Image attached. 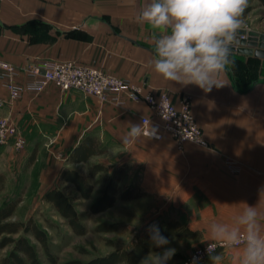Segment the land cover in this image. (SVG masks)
<instances>
[{
	"label": "crops",
	"instance_id": "0c3cea01",
	"mask_svg": "<svg viewBox=\"0 0 264 264\" xmlns=\"http://www.w3.org/2000/svg\"><path fill=\"white\" fill-rule=\"evenodd\" d=\"M144 4L145 0H0V59L19 69L36 60L96 68L129 82L143 95L165 93L176 107L188 96L209 148L186 143L179 149L165 134L161 139L143 135L124 144L129 124H141V116L152 118L153 132H162L144 103H101L53 84L39 94L29 93L23 72L16 77L20 97L0 108V118L11 119L28 142L69 150L64 164H59L58 183L69 167L70 152L83 140L95 139L104 150L102 156H115V162L105 165L108 171L125 166L136 176L141 192L181 212L180 219H170L181 224L183 220L197 239L212 241L210 224L232 225L245 203L256 206L264 229V60L230 53L220 79L223 85L210 92L165 81L149 64L152 30L135 22ZM6 94L0 83V96ZM5 148L0 147V156ZM227 160L237 163V173L227 168ZM232 251L239 255L238 249L228 253Z\"/></svg>",
	"mask_w": 264,
	"mask_h": 264
},
{
	"label": "rangeland",
	"instance_id": "374dc122",
	"mask_svg": "<svg viewBox=\"0 0 264 264\" xmlns=\"http://www.w3.org/2000/svg\"><path fill=\"white\" fill-rule=\"evenodd\" d=\"M243 19V26L250 32L264 35V12L257 1L249 0ZM22 150H16L12 142L6 145L3 156H0V173L5 177L4 191L0 193V206L7 200L19 198V203L13 216L9 219L12 222H26L30 218L48 234L51 255L55 258L56 264H65L70 261L90 262L96 258L104 257L116 250H128L138 240L149 235L147 231L149 225L157 224L163 228L170 218H179L181 212L173 210L168 204L161 202L149 195L140 199L130 201H116L113 207L100 214H90L89 206L97 197L99 187H95L94 193L89 200H76V193L71 187L58 183L59 164L62 162L64 154L68 153L67 148H52L47 142L26 141ZM34 153V160L29 161L30 154ZM14 157H11V156ZM54 155V156H53ZM94 162L108 165L115 162V156H100L92 159L84 165L69 166L75 168L80 173L86 175L88 166ZM134 174L126 176L121 185L137 184ZM55 186L62 189L68 196L73 198V203L77 211L81 214L82 223L86 227V234L75 235L68 227L65 220L59 218L50 206L42 201L45 192ZM75 199V200H74ZM45 219L56 226V229H49L45 224ZM182 225L185 222L182 220ZM117 225L113 233L100 234L95 232L99 225ZM30 242L36 246L37 253L42 264H50L46 255L39 245L28 236ZM170 243L165 247L174 248L176 259H170L167 264H186L187 261L199 249L206 247L214 241H202L197 238L171 237ZM114 243V245H110ZM162 250V248H158ZM13 251V246L0 249V264ZM229 249L219 251L223 253V264H233L232 260L238 256L234 251L230 254ZM151 259L152 255L145 256ZM142 259V260H143ZM141 260V261H142ZM141 261L139 264H141Z\"/></svg>",
	"mask_w": 264,
	"mask_h": 264
},
{
	"label": "clouds",
	"instance_id": "9594fccd",
	"mask_svg": "<svg viewBox=\"0 0 264 264\" xmlns=\"http://www.w3.org/2000/svg\"><path fill=\"white\" fill-rule=\"evenodd\" d=\"M248 5L249 0H145L135 22L153 32L152 70L165 81L196 85L205 92L221 87L220 79L230 63L231 46L243 26ZM129 126L122 138L124 144L145 135L143 122ZM147 231L152 244L163 251L154 253L151 259L146 257L141 264H167L176 250L165 247L170 241L157 224L149 225ZM208 234L222 248L239 250L236 264H264V229L256 206L245 203L232 225L213 222ZM199 260L193 257L191 264H199ZM209 260L211 264H223L224 255L209 254Z\"/></svg>",
	"mask_w": 264,
	"mask_h": 264
},
{
	"label": "trees",
	"instance_id": "16d2710c",
	"mask_svg": "<svg viewBox=\"0 0 264 264\" xmlns=\"http://www.w3.org/2000/svg\"><path fill=\"white\" fill-rule=\"evenodd\" d=\"M264 12V0H255ZM104 150L100 148L99 142L95 139L87 138L74 148L68 158L67 165H84L92 159L100 157ZM34 153L31 154L29 161L34 160ZM83 175L75 168L63 169L59 182L66 187H71L76 193V200L91 199L95 187H99L97 197L89 206L90 214H100L115 204L116 201H130L145 197L137 184L121 185L126 176L127 169L120 166L108 171L107 167L99 162L90 164ZM5 177L0 174V193L4 191ZM74 199V200H75ZM19 198L7 200L0 206V249L7 246H13V251L7 258L1 261V264H42L40 262L36 246L29 241L28 236L39 245L46 259L50 264H56L55 258L51 255L48 234L30 218L26 222H12L9 219L13 216L19 203ZM42 201L54 210L57 216L66 221L69 229L78 236L86 234V227L82 223L81 214L77 211L73 198L68 196L62 189L53 188L44 193ZM45 224L49 229H56V226L45 219ZM117 225L103 224L95 228V232L108 234L115 232ZM160 232L167 238L171 237H189L198 238L196 232L190 231L185 225L173 219L168 220ZM110 245H114L111 243ZM156 248L150 239V235L138 240L128 250H116L104 257L96 258L90 262L70 261L65 264H139V262L148 255L161 252ZM219 251L214 252L217 254ZM174 254L171 259H178ZM199 264H211L209 256L199 261Z\"/></svg>",
	"mask_w": 264,
	"mask_h": 264
},
{
	"label": "built area",
	"instance_id": "2783aa9c",
	"mask_svg": "<svg viewBox=\"0 0 264 264\" xmlns=\"http://www.w3.org/2000/svg\"><path fill=\"white\" fill-rule=\"evenodd\" d=\"M20 72L27 75L25 90L29 93L39 94L48 85L53 84L63 92H80L96 97L101 103L121 105L124 103V99L144 103L157 119L162 131L161 133L150 132L149 125L153 121L152 118L141 116L140 123L143 122L144 125V136L152 135L154 139H161L165 134L175 142L179 149H182L186 143L196 144L202 148L210 146L191 113L190 97H182L176 107L169 101L170 99L165 93L158 97L151 94L143 95L139 88L130 85L125 80L108 75L99 69L81 66L73 62L36 60L26 65L24 69H19L0 59V83L7 93L5 97L0 96V108L9 107L19 99L21 90L16 84V77ZM11 142L16 150L24 148L25 140L14 122L7 117L0 118V147ZM226 166L233 173L239 171V166L234 161L227 160ZM224 250L226 249L218 243H210L197 250L186 264H191L193 257L198 256L199 261H202L209 254Z\"/></svg>",
	"mask_w": 264,
	"mask_h": 264
},
{
	"label": "water",
	"instance_id": "95a60500",
	"mask_svg": "<svg viewBox=\"0 0 264 264\" xmlns=\"http://www.w3.org/2000/svg\"><path fill=\"white\" fill-rule=\"evenodd\" d=\"M231 53L264 60V35L239 29L231 46Z\"/></svg>",
	"mask_w": 264,
	"mask_h": 264
}]
</instances>
